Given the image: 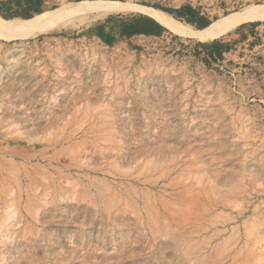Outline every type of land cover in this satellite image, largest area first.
<instances>
[{
    "label": "rangeland",
    "instance_id": "374dc122",
    "mask_svg": "<svg viewBox=\"0 0 264 264\" xmlns=\"http://www.w3.org/2000/svg\"><path fill=\"white\" fill-rule=\"evenodd\" d=\"M86 1L213 25L264 5L44 0L0 35V264H264V23L215 40V61L166 28L121 38L135 12L65 14Z\"/></svg>",
    "mask_w": 264,
    "mask_h": 264
},
{
    "label": "bare ground",
    "instance_id": "6f19581e",
    "mask_svg": "<svg viewBox=\"0 0 264 264\" xmlns=\"http://www.w3.org/2000/svg\"><path fill=\"white\" fill-rule=\"evenodd\" d=\"M64 12L69 15L85 12H99L103 15L135 12L153 19L175 35L188 37L202 43H211L245 24L258 22L264 23V5L252 6L244 12L226 16L223 19L218 20L212 28L205 31L197 30L190 25L181 23L165 11L142 5L125 6V4L117 2L100 1L98 3H92L86 1L77 3L75 6L67 8ZM43 15L37 16L35 19L42 18ZM35 19L28 21L20 19L6 21L0 18V35L6 37L8 40L18 38L17 36H24L22 35V32L16 34L12 33V31L20 29L19 27L21 25L18 23L28 24ZM43 26H40L39 28Z\"/></svg>",
    "mask_w": 264,
    "mask_h": 264
},
{
    "label": "trees",
    "instance_id": "16d2710c",
    "mask_svg": "<svg viewBox=\"0 0 264 264\" xmlns=\"http://www.w3.org/2000/svg\"><path fill=\"white\" fill-rule=\"evenodd\" d=\"M29 4V7L21 12L13 11V9L11 8H6L5 11L8 12L9 15H3L0 11V16L3 17L5 20H12L16 18L30 20L33 19L35 16L43 14L44 0H30ZM155 8L161 9L160 7ZM161 10L169 13L175 19L183 21L198 30H209L213 26L212 20H210L206 15L202 14L200 10H197L189 5L182 6L177 10ZM112 20L113 18H110L107 22H111ZM258 24L259 23L254 24L253 26H258ZM165 32H167V30L163 28V26L158 24L153 19L144 15L134 14L121 19V38L131 39L133 37L138 36L160 37ZM98 36L108 43H112L113 41V38L110 37V35L104 33V28L102 26L98 28ZM197 47L205 50L208 56L215 61L221 60L223 54L228 52V46L222 43L221 41H213L212 43L206 44L199 43L197 44Z\"/></svg>",
    "mask_w": 264,
    "mask_h": 264
}]
</instances>
